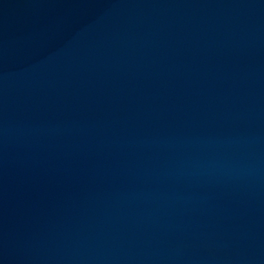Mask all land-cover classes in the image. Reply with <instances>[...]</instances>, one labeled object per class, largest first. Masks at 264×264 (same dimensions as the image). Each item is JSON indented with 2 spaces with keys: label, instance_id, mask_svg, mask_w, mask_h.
I'll use <instances>...</instances> for the list:
<instances>
[{
  "label": "water",
  "instance_id": "obj_1",
  "mask_svg": "<svg viewBox=\"0 0 264 264\" xmlns=\"http://www.w3.org/2000/svg\"><path fill=\"white\" fill-rule=\"evenodd\" d=\"M0 264H264V0H0Z\"/></svg>",
  "mask_w": 264,
  "mask_h": 264
}]
</instances>
